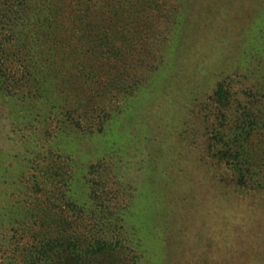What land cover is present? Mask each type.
<instances>
[{
    "label": "rangeland",
    "instance_id": "rangeland-1",
    "mask_svg": "<svg viewBox=\"0 0 264 264\" xmlns=\"http://www.w3.org/2000/svg\"><path fill=\"white\" fill-rule=\"evenodd\" d=\"M50 1L5 0L0 9V215L12 220L0 217V264H22L14 251L32 243L49 212L78 227L79 215L63 195L75 179L85 222L96 207L120 219L108 236L130 249L109 264H132L136 255L160 264L169 238L175 244L184 232L193 239L201 230L211 251L210 240H241V223H262L264 210L255 213L261 200L237 197L221 181L229 169L219 171L208 151L214 116L190 107L193 92L207 97L220 80L241 91L245 103V95H264V6L259 23L250 18L240 36L225 35L232 39L221 45L231 53L225 63L210 58L201 74L189 65L187 82L177 84L158 79L181 22L180 0ZM189 1L197 10L196 0ZM93 32L108 34L115 46L97 42L105 57L95 53ZM223 123L230 133L233 121ZM251 142L264 172V128ZM149 214H156L153 228L144 232ZM28 217L36 226L15 233V222ZM181 250L162 264H175Z\"/></svg>",
    "mask_w": 264,
    "mask_h": 264
},
{
    "label": "trees",
    "instance_id": "trees-1",
    "mask_svg": "<svg viewBox=\"0 0 264 264\" xmlns=\"http://www.w3.org/2000/svg\"><path fill=\"white\" fill-rule=\"evenodd\" d=\"M78 2L87 3L86 0H78ZM50 3L51 1L45 5L47 13L52 6L54 7ZM190 3L189 0L179 1V7L181 9L183 7V12L179 15L181 22H178L176 31L170 38V44L167 46L169 61L162 68L161 75H158V82L167 79L172 83H186L188 71L185 67L190 65L192 69L200 70L197 74H201L208 67L207 62L210 58L215 60L216 66L218 63H225L231 53L227 52L226 46L221 48V45L226 42L228 44L232 40L225 35L238 37L246 30L250 18L255 24L259 23L258 21H261L263 17L262 14L259 17L261 13L259 10L263 8L264 0H196L197 10L195 7L188 6ZM3 4L5 0H0V9ZM56 7L58 8V5ZM55 11L58 12L59 9ZM7 12L6 17L11 18L12 13L9 9ZM257 16L260 20L255 21ZM48 20L53 21V17ZM25 21L26 18H22V22L25 23ZM43 23L47 29H51V22L43 21ZM88 36H91V42H95V53L102 54L103 57L108 51L100 50L97 42L99 46L115 47L109 41L108 34L101 36L100 33L93 32ZM240 92L231 90L226 80H220L207 97L203 98L199 96L200 93L193 92L190 110L194 111L195 107L199 106L200 112L209 110L214 116L210 124L211 134L207 140L208 151L211 157H216L219 171H223L221 169L224 168L229 169L222 174L221 181H225V184L231 187V191L238 195L237 197L259 199L264 205V172L259 169L261 163L255 159L251 149L252 136L264 128V95L259 93L258 98L257 94L249 93L257 97L255 101H252L250 95L247 97L245 95L244 99L249 100L245 103ZM242 94L245 93L242 92ZM187 114L185 113V120ZM229 120L235 124L230 133L227 132L223 123ZM112 127L113 125L105 129L110 131ZM76 183V179L71 184L68 183V194L65 192L63 195H67L64 205L71 207L79 215L78 227L74 228L76 224L73 225L74 222L67 221L64 216H55L50 212L45 214L46 218L42 216L40 221L41 230L32 231V243L19 246L18 253L14 251L15 257H21L22 264H109L112 256L128 257L130 248L123 247L124 243L116 239V236L113 237V234L108 236L114 221L120 220L118 216L108 217L96 207L87 208V210L90 209L88 210L89 223L81 217L86 207L74 200ZM180 200L182 202L186 198ZM252 200L247 201L249 206H252ZM44 209L47 208H43V213ZM61 209L64 211V208ZM260 210H264V207L255 208V213ZM6 215L2 217L0 215V217L11 222L12 220ZM154 215L144 216L142 228L144 232L153 228ZM29 219L30 217L26 218V222L25 220L15 222L17 225L15 233L21 231L20 229H33L36 225ZM259 222L241 223L243 231L241 240L235 235L220 237L214 239V242L210 240L211 251H206L203 245L205 239L203 235L201 236V230L193 239H189L188 234L184 232L175 244L171 241L173 239L171 237L168 241L171 244L167 246L166 252L159 257L158 261L162 264V261L171 259L178 248H181L179 254L181 258L175 264H264L263 235L260 236L259 243L256 245V237L258 233H262L261 227L264 228V221L258 224ZM81 224L85 229H81ZM20 241L18 240L17 243ZM129 261L132 264H150L142 262L141 255H136Z\"/></svg>",
    "mask_w": 264,
    "mask_h": 264
}]
</instances>
